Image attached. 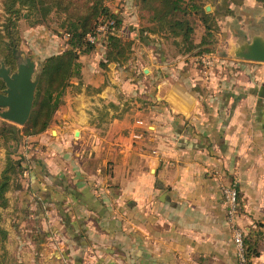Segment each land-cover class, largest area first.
<instances>
[{"label": "crops", "instance_id": "crops-1", "mask_svg": "<svg viewBox=\"0 0 264 264\" xmlns=\"http://www.w3.org/2000/svg\"><path fill=\"white\" fill-rule=\"evenodd\" d=\"M142 17L126 20L121 10L134 31ZM156 38L155 54L133 51L122 67H102L101 48L81 56L80 78L50 128L33 137L42 144L40 183L56 179L77 194L57 187L60 210L47 205L55 229L74 226L59 264H239L233 225L257 246L252 264H264V80L224 92L189 54L172 57ZM82 149L92 153L85 164ZM224 187L238 193L234 223ZM34 225L47 249L49 230ZM35 246L32 236L19 244L17 263L43 264L22 258Z\"/></svg>", "mask_w": 264, "mask_h": 264}, {"label": "trees", "instance_id": "trees-1", "mask_svg": "<svg viewBox=\"0 0 264 264\" xmlns=\"http://www.w3.org/2000/svg\"><path fill=\"white\" fill-rule=\"evenodd\" d=\"M133 1V6L139 13L143 16L145 13L149 15L148 23L152 25V28L148 30L142 29V34L146 31H153V33L163 31L170 37H181L179 43L186 48L185 53H193L195 57L213 53L211 48H204L205 45L208 46L210 43L208 39L213 38V25L210 24L212 14L206 13L205 0ZM229 1H231V5L242 3V0ZM259 1L263 2L264 0ZM4 9L8 18L4 28L0 29V53L8 66H15L20 61L21 52L18 47L19 39L16 28L17 21L23 11L28 13L29 18L36 16V23L38 24H44L53 11L65 15L61 29L65 30V35L69 38L68 49L63 54L51 56L42 63L41 80L29 122L24 128L10 124V126H3L0 129V140L6 146L9 143H14L17 149L25 137L42 134L52 125L55 114L64 103L66 90L71 80L81 76L82 64L80 63V57L93 53L99 46V44L89 42L88 36L95 34L99 26H106L107 31L100 41L104 54L101 66L106 68L108 64L115 63L122 67L132 57L135 31L134 26L127 27L123 25L120 14L114 13L105 4V0H5ZM230 12L227 13L230 14ZM195 19L204 25L206 31V36L197 44L194 42ZM57 33L59 34V32ZM3 89H5V84L0 80V93ZM14 153L16 154L15 151L7 153L5 167L0 173V208L8 207L7 194L14 189L23 191L24 181L27 180L29 193L35 197L34 204L37 207L35 211L37 217L46 218L47 205L50 204L56 205L60 210L62 204L57 196V187L61 189L63 187L65 190H62L65 193H73L77 197L74 190L70 191L69 187L65 188L66 182L59 184L60 182L56 179H52V186H43L37 177L42 172V170L37 169L38 166L42 165L41 161L34 159V166L31 158L18 160L15 158ZM23 161H26V166H24ZM30 195L27 193L23 195L24 208L21 211L23 220H27L29 216L30 207L28 203ZM86 199L88 200V198ZM68 228L69 232L74 233L72 224L68 225ZM0 235L3 242L1 247L3 253L0 257L4 260L7 256L8 232L0 228ZM244 247L248 264H252V259L259 254L257 246L252 244V241L244 238Z\"/></svg>", "mask_w": 264, "mask_h": 264}, {"label": "rangeland", "instance_id": "rangeland-1", "mask_svg": "<svg viewBox=\"0 0 264 264\" xmlns=\"http://www.w3.org/2000/svg\"><path fill=\"white\" fill-rule=\"evenodd\" d=\"M4 2L5 0H0L1 30L4 28V25L6 24L8 18V15L6 14L4 9ZM230 3L231 1L229 0H205V11L207 14H212L210 24L213 25V38L208 39L210 43L208 46L205 45L204 48H211L213 50V53L205 54L201 57H195L193 56V53H188L193 62L190 64H192V66L197 69L198 73H204V75L208 78H215L213 80L214 83L223 84L224 92L229 89L238 88L239 86H246L248 83L255 82L257 79L260 82L264 80L263 78H261V75H264V64L241 61L236 59L234 56V50L238 47V43L242 39L250 40L252 33L259 34L264 32V1L261 2L259 0H242V3L239 5H231ZM105 4L113 11H117V13L120 14V17L122 10V13L125 16L126 20H134L139 14L143 16L141 13L138 12V14L136 12L135 8L133 7V0H105ZM226 7H229L231 9H228ZM207 8H210V11H207ZM229 11H231L230 14L227 13ZM148 16L149 15L147 13L144 14V16L142 17V26L140 25L138 31L134 32L135 38L133 51L144 49L147 50L146 52H148V54L150 55L155 54V50L153 51L151 48H149V46L151 41L155 43V40H157V38L155 39V37H159L160 39H163L164 44L169 43L166 46L168 47V51L172 57L175 55H180V53L187 54L185 53L186 48L179 43L181 42V37H170V35L166 34L163 31H159L158 33H153V31H146L142 34V29L148 30L152 28V25L148 23ZM65 17V15L58 14L53 11L51 15L48 16V19L45 22L46 24H38L36 23V16H31L29 18L28 13L26 11H23L20 14L19 20L17 21L16 28L19 39L18 47L21 52L20 61H18L15 66H8L6 65V63L5 66L11 67L12 72H14L17 71L19 64H27V61L31 60L35 63L33 73V78H35L38 75L39 70L42 69V63L47 58L63 54L68 49L67 43L69 38L67 35H65V30L61 29V25ZM194 23L196 24L194 42L197 44L200 43L206 36V31L204 25L200 21L195 19ZM57 32H59V34ZM97 44H99V46H97L96 48V50L98 51L101 48L102 43L99 42ZM1 55L2 54L0 53V68L2 67L1 62H4ZM141 56L143 57V55ZM144 68L150 69L149 65L147 66V64ZM258 71L261 73H257ZM137 75H139L136 76L138 79L143 80L145 83H149L142 76V73H139ZM227 85L233 86V88H229ZM3 90L0 94H3ZM2 111L3 108L0 107V114L2 113ZM10 124L12 123L4 120L0 116V129L3 126L8 127L10 126ZM19 127L24 128V126ZM53 136H55V134ZM33 137H25L22 141V144L17 149L14 143H9V145L6 146L3 141L0 140V173L5 167L8 152L15 151L16 154L14 153V156L18 160L21 158H31L33 161L32 165L34 164L35 166L34 159L36 158L35 156H39V154H41L38 153V151L42 149V144L38 141H34L35 139ZM91 155L92 153L88 154L87 149H82L80 158H82V162L85 164L86 160L88 159L86 157H89ZM23 164L24 166H26V161H23ZM25 184L26 181H24V185ZM23 191H18L15 189L11 190L7 194L9 199L8 207L0 208V228L8 230L10 233L8 247L11 252V256H9V253L7 252V256L4 260L0 257V263L19 264L17 263V255L22 250H18V245L20 244L22 248L26 247L28 243H31V236L33 246L36 245L35 247L37 248L31 253L23 252L24 255L22 254V258L24 256V258L26 259H41L43 264L62 263V261L64 260L59 258L60 255H58L56 252H61V247L63 246L64 242L66 244L70 243L71 232L65 233V229H55L56 227L53 226V221H50L48 216L50 210L48 211L46 218L37 217V215L35 214V197L30 195L28 186L24 187ZM25 193L30 195V200L28 203L30 209L28 211L29 216L27 220H23V218H21L22 207L24 208L23 195ZM65 206L66 205L64 204L63 207ZM66 209L70 208L68 207ZM70 217L73 218V216ZM72 220L73 222H76L79 219H76L74 217ZM35 221L40 224L43 232L49 230L44 243V246H46V244H50V247H48L47 249L46 247L41 249V243H39V245H37L36 243L38 242V239H35L34 237V235L37 234L34 229H39V226L34 225ZM69 221L71 222V220ZM87 222L92 225L96 221L92 219ZM56 233L60 234V236ZM2 244L3 242L1 241L0 235V256L3 253L1 249Z\"/></svg>", "mask_w": 264, "mask_h": 264}, {"label": "water", "instance_id": "water-1", "mask_svg": "<svg viewBox=\"0 0 264 264\" xmlns=\"http://www.w3.org/2000/svg\"><path fill=\"white\" fill-rule=\"evenodd\" d=\"M210 11V8H207ZM236 59L247 62L264 64V32L252 33L250 40L242 39L234 50ZM0 79L5 84L3 94H0V116L15 125L25 126L32 115L37 97L42 69L33 78L35 63L19 64L17 71L12 72L1 62Z\"/></svg>", "mask_w": 264, "mask_h": 264}, {"label": "built area", "instance_id": "built-area-1", "mask_svg": "<svg viewBox=\"0 0 264 264\" xmlns=\"http://www.w3.org/2000/svg\"><path fill=\"white\" fill-rule=\"evenodd\" d=\"M107 31L106 26H99L96 30V33L93 35L88 36V41L91 43H99L103 36ZM225 202L229 208V215L231 222L234 223V218L236 212L239 208V198L238 193L235 189L231 187H226L223 189ZM233 234H234V242L238 250V263L239 264H248V260L245 254V247H244V233L243 231L236 227L235 225L232 226Z\"/></svg>", "mask_w": 264, "mask_h": 264}]
</instances>
